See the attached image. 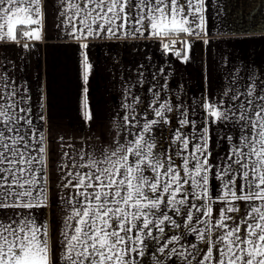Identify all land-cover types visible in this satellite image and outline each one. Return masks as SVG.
<instances>
[{
    "label": "snow or ice",
    "instance_id": "obj_1",
    "mask_svg": "<svg viewBox=\"0 0 264 264\" xmlns=\"http://www.w3.org/2000/svg\"><path fill=\"white\" fill-rule=\"evenodd\" d=\"M70 7L81 16L79 26L72 19L66 21L71 26L69 34L77 41L101 35L119 39L118 33L145 36L147 32L153 38L207 35L203 0H137L135 5L132 0H85L83 8ZM134 10L140 27L126 30L133 22ZM40 17V0H0V40L18 41V34L41 40ZM25 26L35 27L24 30ZM177 43L183 46L179 50ZM79 47L83 50L81 80L87 85L92 69L88 44L82 42ZM162 47L184 62L189 60L188 40H169L162 42ZM87 92L84 87L83 115L91 120ZM255 92L253 84L242 94L246 99L241 100L239 92L230 96L231 101L239 102L225 110L213 101L204 104L209 124L229 119L243 122L239 142L232 144L224 168L209 163L208 126L200 129L198 139L195 135L189 138L182 128L190 122L182 119L172 141L182 147L165 156L154 151L156 143L145 134L165 119L171 105L154 101L159 106L152 111L159 119L145 120L142 125L132 105H126L130 111L123 117L122 127L133 139L102 150L99 157L82 153L64 165L71 171L64 174L67 182L61 187L72 192L60 197L70 209L61 238L53 242L54 232L47 223L37 224L30 213H17L18 219L7 222L0 220V264H135L134 253L144 256L149 241L159 244L162 240L166 242L157 249L161 255L154 256L156 264L173 256L183 264H264V95ZM16 108L15 102L10 107L0 104V209L47 207L44 136L33 128L29 117L12 111ZM30 111V107L18 109L19 113ZM21 121L37 138L36 156L31 155L32 146L27 132L21 131ZM133 129H137L135 133ZM212 180L222 182L215 196ZM8 200L12 202H5ZM238 202L245 203V215H240ZM218 203L224 206L213 218V205ZM169 226L183 232L166 236ZM189 233L196 242L181 243Z\"/></svg>",
    "mask_w": 264,
    "mask_h": 264
},
{
    "label": "crops",
    "instance_id": "obj_2",
    "mask_svg": "<svg viewBox=\"0 0 264 264\" xmlns=\"http://www.w3.org/2000/svg\"><path fill=\"white\" fill-rule=\"evenodd\" d=\"M132 3L135 5L137 0ZM84 4L85 0H40L42 39L30 40L18 34V41L0 40V104L10 107L15 102L17 108L12 111L29 117L33 128L43 134L46 149L43 175L48 195L47 207L0 209V220L7 222L9 218L18 219L17 213H30L37 224L47 223L54 232L53 242L61 238L64 220L70 213L60 198L72 192L61 187L67 182L64 174L71 171L64 165L71 164L82 153L99 157L102 150H112L117 143L125 144L133 139L122 127L123 117L130 111L126 105L135 109L140 125L145 120L159 119L152 111L159 106L153 103L157 99L159 103L167 101L171 105L172 111L165 112V119L145 134L156 143L154 151L165 156L182 147L172 143L182 119L186 117L190 122L182 128L189 138L195 135L198 139L200 129L208 126L211 137L208 149L212 153L209 163L224 168L232 144L239 142L243 122L229 119L209 124L204 104L213 101L222 106V110L234 107L239 101H231L230 96L239 92L240 99H246L242 94L253 84L256 87L254 95H264V0H203L207 35L181 36V40L190 41L187 62L176 57L173 51L163 49L162 42H168L172 36L153 38L147 32L145 36L118 33L119 39L101 35L85 41L75 40L69 34L71 26L66 21L72 19L73 24L79 26L81 16H77V9L70 5L83 8ZM135 18L134 10L133 22L126 30L140 27ZM31 27L35 26H25L24 30ZM82 42L88 44L86 51L92 65L87 85L81 80L83 50L79 44ZM25 44L29 47H23ZM84 87L88 89L91 120L83 115ZM14 90L15 96L12 95ZM28 107L29 113L18 112L19 108ZM20 124L21 131L28 134L31 155H38L35 151L37 138L28 131L24 121ZM136 130L133 129V133ZM229 136L233 137L232 141L227 139ZM175 159L181 162L180 157ZM212 182L215 196L222 182ZM238 203L240 215H245V203ZM223 206L213 205V218ZM153 232L158 235L155 229ZM182 232L183 229L169 226L165 235L170 237ZM164 242L149 241L144 256L133 254L135 264H156L154 256L160 257L157 249ZM195 242V236L189 233L181 243ZM203 247L206 251L207 246ZM56 253L57 256L60 253L59 246ZM162 264L183 262L173 256L164 258Z\"/></svg>",
    "mask_w": 264,
    "mask_h": 264
},
{
    "label": "built area",
    "instance_id": "obj_3",
    "mask_svg": "<svg viewBox=\"0 0 264 264\" xmlns=\"http://www.w3.org/2000/svg\"><path fill=\"white\" fill-rule=\"evenodd\" d=\"M173 39L181 40V36L180 37L172 36L170 40H173ZM175 48L176 49H180L181 48V44L180 43H177L175 45Z\"/></svg>",
    "mask_w": 264,
    "mask_h": 264
},
{
    "label": "rangeland",
    "instance_id": "obj_4",
    "mask_svg": "<svg viewBox=\"0 0 264 264\" xmlns=\"http://www.w3.org/2000/svg\"><path fill=\"white\" fill-rule=\"evenodd\" d=\"M213 184V182L211 181V185ZM213 196H214V194H213Z\"/></svg>",
    "mask_w": 264,
    "mask_h": 264
}]
</instances>
